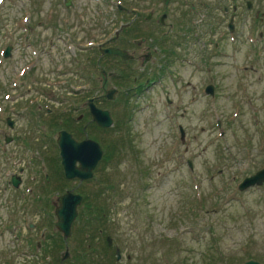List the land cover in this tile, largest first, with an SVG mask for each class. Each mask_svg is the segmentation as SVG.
<instances>
[{
  "label": "rangeland",
  "instance_id": "rangeland-1",
  "mask_svg": "<svg viewBox=\"0 0 264 264\" xmlns=\"http://www.w3.org/2000/svg\"><path fill=\"white\" fill-rule=\"evenodd\" d=\"M70 1L0 0V264H78L86 255L74 225L64 257L55 210L61 192L74 188L92 198L98 185L60 178L62 126L52 128L51 117L86 114V101L73 100L86 96L76 94L88 87L82 75L96 71L97 48L117 35L122 20L132 25L134 8L143 12L153 1L155 23L143 26L140 38L130 34L147 38L141 49L129 48L142 58L126 69L105 67L122 76L116 99L100 101L115 126L107 134L85 128L110 154L95 176L112 183L107 226L91 252L103 257L100 264H264V185L238 190L264 168V0ZM50 81L59 84L52 94ZM71 84L77 90L65 87ZM14 174L23 176L17 190L9 184ZM107 236L113 240L106 245Z\"/></svg>",
  "mask_w": 264,
  "mask_h": 264
},
{
  "label": "water",
  "instance_id": "water-1",
  "mask_svg": "<svg viewBox=\"0 0 264 264\" xmlns=\"http://www.w3.org/2000/svg\"><path fill=\"white\" fill-rule=\"evenodd\" d=\"M169 3L170 0H165ZM70 2L68 3V6ZM251 6V3L249 4ZM233 29V26L231 27ZM107 52L111 54H120L126 58V53L118 50L109 49ZM11 55V47L6 51V56ZM128 58V57H127ZM208 92L214 93L213 88H209ZM115 91L108 94L109 98H113ZM91 114L94 121L102 128H110L113 125V118L109 110L99 109L90 101ZM12 125V123L10 122ZM9 141V140H8ZM58 145L61 150L62 164L67 179H80L81 181L93 178L94 170L98 166L103 157V149L101 145L93 140L86 139L77 141L73 135L67 131H61L58 138ZM79 163V166L77 165ZM191 166V162H189ZM19 180H15V184H19ZM264 184V168L252 177L245 179L240 190L246 191L251 187L261 186ZM59 206L56 208L58 221L57 228L64 234L65 238H69L72 234V225L78 216V207L83 202V197L79 194L68 192L58 199ZM245 264H261L260 262L251 260Z\"/></svg>",
  "mask_w": 264,
  "mask_h": 264
},
{
  "label": "trees",
  "instance_id": "trees-1",
  "mask_svg": "<svg viewBox=\"0 0 264 264\" xmlns=\"http://www.w3.org/2000/svg\"><path fill=\"white\" fill-rule=\"evenodd\" d=\"M71 130L77 137H80V134L76 129L72 128ZM107 182L110 184L109 181H105V183ZM105 194L106 191L103 190L102 187L96 192L93 200L86 196L85 204L87 205V209L86 211L81 212L75 226V231L78 232L77 235L84 236L85 239L84 241H79V245L87 243L86 246L80 250V252L83 253L86 251V255L79 254L80 256L77 258L79 260V264H100V261L103 260V257L99 260L96 259L98 255H94L91 251L95 250L92 246L94 245V240H96L97 234H100V232H102V230L107 226L108 218L106 215L108 213V207L106 203L110 200V197H106ZM101 197L105 199L104 202L101 201ZM107 243L108 242H106V245Z\"/></svg>",
  "mask_w": 264,
  "mask_h": 264
},
{
  "label": "flooded vegetation",
  "instance_id": "flooded-vegetation-1",
  "mask_svg": "<svg viewBox=\"0 0 264 264\" xmlns=\"http://www.w3.org/2000/svg\"><path fill=\"white\" fill-rule=\"evenodd\" d=\"M156 12H157V10L154 8L148 14L144 15V17L138 11L135 12V17H134V20L132 22V25L131 24L125 25L126 23L123 24V21H122L121 30H120L118 36L115 39H113L112 41H110L109 42L110 44H108V46H116L115 43H119L121 46H123L120 48H123V49L129 51L130 50L129 48L132 47L134 44V49H141L143 47V45L146 43L147 38L143 37V39H140V40L137 38L133 39L130 34H133V33L136 34L143 29V26H148L147 24L155 23V19L157 17ZM126 14L127 13L123 12V16H126ZM165 15H166V18H168V14H165ZM132 26H134V27L132 28ZM128 30H130L131 32H127ZM126 35H128V36H126ZM66 43H69V41L66 40ZM101 48L102 47L97 48V49H101ZM58 49H59L58 46H56V50H58ZM66 51H68V50H66ZM147 51H149V49ZM151 54H153V52H148V54L143 57L144 58L143 62H145L147 59H149V60L146 61V63L149 62L150 58H151ZM134 56H136L138 60H139V58H142V56H137L136 54ZM100 57H105V56H102V54H101ZM105 58H107V57H105ZM109 79H110V74H106L105 75V83H109ZM53 87H56V86H53ZM105 88H106V85H105ZM46 92H49L50 94H52V90H46ZM10 118H11V116H10ZM11 120L13 122V125H15V120L12 118H11ZM12 128H13V126H12ZM22 182H23V180L20 179V183H22Z\"/></svg>",
  "mask_w": 264,
  "mask_h": 264
}]
</instances>
